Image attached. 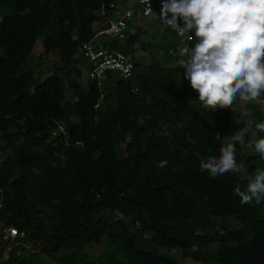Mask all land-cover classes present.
Masks as SVG:
<instances>
[{"label":"trees","instance_id":"16d2710c","mask_svg":"<svg viewBox=\"0 0 264 264\" xmlns=\"http://www.w3.org/2000/svg\"><path fill=\"white\" fill-rule=\"evenodd\" d=\"M105 1L0 0V222L24 233L0 264H56L47 257L58 264H264V202L242 204L233 195L264 167L253 148L246 153L251 133L236 145L246 177L200 170L201 157L219 154L215 137L228 139L247 118L195 108L181 69L148 61L135 47L164 57L179 52L170 50L179 44L173 29L156 43L161 20L148 19L151 32L131 25L125 40L105 38L102 46L129 55L134 69L129 78L108 72L96 107L101 92L90 75L83 81L92 62L80 47L108 26ZM41 37V57L60 55L45 79L20 72ZM250 111L264 120V105ZM56 121L65 122L67 140L53 135ZM104 238L110 248L91 256L87 249ZM5 246L0 240V258Z\"/></svg>","mask_w":264,"mask_h":264},{"label":"clouds","instance_id":"9594fccd","mask_svg":"<svg viewBox=\"0 0 264 264\" xmlns=\"http://www.w3.org/2000/svg\"><path fill=\"white\" fill-rule=\"evenodd\" d=\"M140 3L149 5L146 13L151 12V0ZM159 19L180 36L192 34L191 47L179 50L178 65L202 107L215 111L232 109L238 101L264 104V0H164ZM251 116L250 110H241L240 117L247 118L244 126L226 140L215 137L221 140L219 154L200 158L202 172L215 178L244 170L245 165L237 163V143L249 133L253 137L264 133V120L256 122ZM233 119L241 123L235 115ZM248 147L264 160V135ZM166 164L161 161L159 167ZM233 195L242 204L264 202V167L248 177L246 188L237 185Z\"/></svg>","mask_w":264,"mask_h":264},{"label":"built area","instance_id":"2783aa9c","mask_svg":"<svg viewBox=\"0 0 264 264\" xmlns=\"http://www.w3.org/2000/svg\"><path fill=\"white\" fill-rule=\"evenodd\" d=\"M118 1L119 0H106L101 5L102 18L108 22V26L99 30L92 39L83 43L80 47V51L92 62L89 75L90 78L96 82L101 92V98L96 107L99 106L104 97L103 89L108 72L114 71L123 78H129L134 69L133 59L129 55L120 50L102 46L105 37L125 40L128 37L131 22L136 14H139L143 18L159 19L160 12L157 9V4L160 0H151L152 10L150 13H146V9L149 5L140 3V0H138L135 9H126L125 11H121L118 8ZM137 90L138 88L134 89L135 92ZM3 133V130L0 128V145L3 143ZM60 134H62L66 140L69 138V132L64 121H56V126L53 129L54 136ZM23 236L24 233L19 232L14 226H4L2 237L6 242V246L0 261L7 260L10 257L13 249L21 243L18 239ZM26 246L30 247L28 244H26ZM16 253L20 255L21 251L18 250Z\"/></svg>","mask_w":264,"mask_h":264},{"label":"rangeland","instance_id":"374dc122","mask_svg":"<svg viewBox=\"0 0 264 264\" xmlns=\"http://www.w3.org/2000/svg\"><path fill=\"white\" fill-rule=\"evenodd\" d=\"M137 2H138V0H119L118 6H119V9H121L122 11H125L126 9H135ZM156 24L160 28V33H159L158 38L157 39L155 38V40H156V43H159L160 38L162 37L163 30L166 26L163 25L162 21H159V22L156 21ZM131 25L141 27L142 29L148 30L149 32H151V31H153V29H155V26L151 27V28L149 27L148 18H146V17L143 18L139 14L135 15L134 19L131 22ZM131 25H130V27H131ZM133 26L130 28L131 30H133ZM172 32H173L172 36L174 38L178 39L179 44H177L175 46H170V50L172 48H179V47H185V46L189 47L190 46L189 42L193 41V40L189 39L191 33H185L183 36H180L174 30ZM142 39L147 41L148 39H150V37L143 35ZM104 40H106V39H104ZM104 40H103V42H104ZM135 47L138 50L137 52L140 55H142L144 58L146 57V59L148 61L160 60V61H162L163 64H168L171 66H177L178 68L181 69V71H180L181 74L184 73L183 67L178 65V61H179V59H181L178 51L173 50L171 52V55H169L168 57H164L165 55H163V53L161 51H159L158 56H156L155 55L156 53L152 52V50L150 51V49H147L145 51L142 50L141 46H139V44L135 45ZM165 47H169V45L165 44ZM43 52H44L43 38L41 37L38 39V43H37L34 51L32 53H30V55L26 59L25 63L21 66L20 72H26L28 70H33V71H35V77H40V79H45L46 77L53 74V72L55 70V68H54L55 62L58 61V59L60 58V55L57 51H52V52L44 55L43 57H41ZM155 52H156V50H155ZM155 58H157V59H155ZM88 79H89V74H88V72H85L84 76H83V81H87ZM67 82L69 84L68 80H67ZM75 95L76 94L74 93L73 89L70 88V86L68 85L66 97L70 98V99H74ZM188 98L191 99L195 108L199 107L200 102L198 101V93L192 89L190 83L188 84ZM253 105L263 106L264 104H261L259 102L244 103V102L238 101L237 103H235L232 106V110L235 111L236 116H240L241 110H251V106H253ZM255 138L256 137H253L252 135H250L248 142L244 143V146L247 149L246 153H252V148L248 147V143L250 141L254 140ZM3 143H4V140H3ZM4 156H5V153L3 151H0V163H1ZM236 174L241 176V177H246L248 175L246 170H243L240 173H236ZM3 230H4V225L0 222V240L4 241V239L2 237ZM109 248H110V245H109L108 239L104 238L99 243H92L91 246L87 250L91 254V256L97 257L100 254L107 251ZM164 252H168V251L164 250ZM62 254L63 253L57 254V257H61ZM173 254L181 257V252L179 250L174 251ZM47 259L55 261V263L58 264L57 260H54L51 257H47ZM183 261L185 264H202L201 261H194L192 258H185V259H183ZM209 263L211 264L212 262H209Z\"/></svg>","mask_w":264,"mask_h":264},{"label":"crops","instance_id":"0c3cea01","mask_svg":"<svg viewBox=\"0 0 264 264\" xmlns=\"http://www.w3.org/2000/svg\"><path fill=\"white\" fill-rule=\"evenodd\" d=\"M118 8H119V6H118ZM121 10V9H120ZM122 11V10H121ZM153 20H155V19H153Z\"/></svg>","mask_w":264,"mask_h":264}]
</instances>
